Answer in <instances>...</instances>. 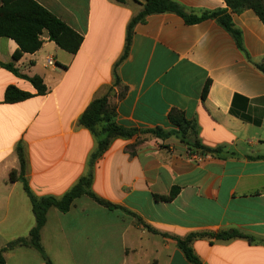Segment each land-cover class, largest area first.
<instances>
[{
	"label": "crops",
	"instance_id": "0c3cea01",
	"mask_svg": "<svg viewBox=\"0 0 264 264\" xmlns=\"http://www.w3.org/2000/svg\"><path fill=\"white\" fill-rule=\"evenodd\" d=\"M84 38L70 54L43 35V47L14 62L17 43L0 38V62L20 74L40 76L48 93L6 104L10 86L36 93L32 84L0 67V252L6 264H47L27 245L36 226L21 179L39 198H62L94 174L88 195L63 213L53 207L41 245L53 264H193L177 238L192 233H240L197 239L203 264H264V23L252 11L231 14L242 48L217 19L188 23L173 12L147 16L127 31L145 0H35ZM189 16L227 11L223 0H171ZM1 5V0H0ZM53 59L54 66L48 61ZM118 78V82H117ZM107 97L115 121L141 133L116 138L91 165L98 140L79 119L97 98ZM171 116L196 124L200 143L216 155L191 154L175 137L142 131L175 130ZM102 126H99L100 131ZM176 190L171 201L169 197ZM155 232L150 231V229Z\"/></svg>",
	"mask_w": 264,
	"mask_h": 264
},
{
	"label": "trees",
	"instance_id": "16d2710c",
	"mask_svg": "<svg viewBox=\"0 0 264 264\" xmlns=\"http://www.w3.org/2000/svg\"><path fill=\"white\" fill-rule=\"evenodd\" d=\"M119 3H125L126 0H116ZM227 5L230 13L227 11H218L214 13H204L201 17L189 16L182 12L181 8L171 0H145L143 11L135 17L130 23L127 31L126 48L120 62H123L130 52L132 43L133 29L137 23L143 22L147 16L154 14H162L173 12L183 16L188 23H198L208 18L217 19L219 24L229 31L235 38L238 46L242 48L241 33L236 30L232 23L231 14H238L245 10H252L264 23V0H223ZM48 33L49 40L54 42L59 48L70 53L77 54L80 50L84 38L64 21L56 17L35 0H1L0 5V38H8L14 40L18 45V50L13 56V61H19L25 54H35L44 44L43 35ZM13 63L3 64L0 62V67L7 69L18 77L29 81L34 89L35 94L22 91L15 86H10L6 90L5 103L15 104L31 99L35 96H45L48 89L40 76L29 77L20 74ZM264 71V64L260 66ZM118 82V78H117ZM116 113L110 107L108 98L95 99L85 110L79 119V124L90 130L98 140V149L92 156L91 165L101 157L109 148L112 141L116 138H132L141 133L136 128H125L120 126L115 121ZM171 123L176 127L175 130L166 132L161 128L142 131L145 134H152L157 138L166 140L175 137L180 142L188 147L191 154L200 155H216L220 154L222 148L211 149L200 143L193 137L197 135L196 124L186 120L184 117L171 116ZM99 126H102L98 131ZM17 153L20 160V170H14L10 174L12 182L21 179L24 189L31 200L33 213L36 218V226L30 232L29 239H20L15 245H27L37 249L44 257L47 264H53L45 254L41 245V230L47 222V213L49 209L55 207L61 212H68L76 199L88 195L100 205L107 208H116L109 202L99 199L92 191L94 174L90 172L62 198L55 197H37L31 190L26 174V157L22 144L17 147ZM177 192L174 190L169 197H161L164 201H171L176 197ZM150 229V228H149ZM150 231L155 232L150 229ZM211 238L216 240H229L235 237L247 239L251 244L256 242L252 236L234 231L233 233L223 232L218 234H201L192 233L185 238H177L178 246L183 251L187 259L193 264H203L199 256L196 254L193 243L197 239ZM264 242V240H263ZM0 264H6L3 252H0Z\"/></svg>",
	"mask_w": 264,
	"mask_h": 264
},
{
	"label": "built area",
	"instance_id": "2783aa9c",
	"mask_svg": "<svg viewBox=\"0 0 264 264\" xmlns=\"http://www.w3.org/2000/svg\"><path fill=\"white\" fill-rule=\"evenodd\" d=\"M48 64H49L50 66H54V65H55V62H54L53 59H50V60L48 61Z\"/></svg>",
	"mask_w": 264,
	"mask_h": 264
}]
</instances>
